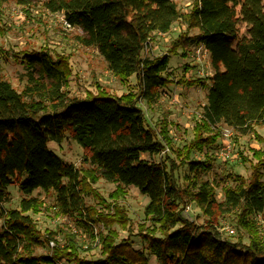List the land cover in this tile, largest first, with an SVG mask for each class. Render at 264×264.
<instances>
[{"label":"trees","instance_id":"1","mask_svg":"<svg viewBox=\"0 0 264 264\" xmlns=\"http://www.w3.org/2000/svg\"><path fill=\"white\" fill-rule=\"evenodd\" d=\"M40 2L80 27V43L95 46L116 76L135 75L138 88L114 94L97 85L84 96H69V56L48 47L20 52L28 78L22 91L0 75V264H56L63 257L69 264H150L146 250L155 264H264V226L255 219L264 213V150L253 149L249 176L229 171L221 184L205 176L214 167L207 150L222 138V123L243 133L264 123V0H192L185 12L176 0ZM179 19L198 32L180 33L166 53L144 55L152 35L169 32ZM192 44L204 45L214 73L178 80L208 91L192 137L176 146L167 121L157 130L139 103L160 99L161 89L174 81L171 56ZM67 134L90 149V167L49 148L50 140L62 142ZM195 151L205 157L194 158ZM101 177L117 184L108 196L93 186ZM14 182L23 197L19 206L7 207ZM128 185L150 199L137 232L142 248L129 237L120 239L114 227L132 230L123 203ZM36 190H52L58 213L90 224L99 257L82 255L72 234L52 255L37 252L46 239L30 214L42 211ZM87 196L96 203H87ZM192 202L206 215L204 223L183 214ZM223 218L235 226V238L219 230ZM95 223L103 226L97 232Z\"/></svg>","mask_w":264,"mask_h":264},{"label":"rangeland","instance_id":"2","mask_svg":"<svg viewBox=\"0 0 264 264\" xmlns=\"http://www.w3.org/2000/svg\"><path fill=\"white\" fill-rule=\"evenodd\" d=\"M176 1L183 12L188 11L192 6V0ZM64 17L63 12H51L45 9L40 0H32L31 3H21L19 0H0V75L9 80L19 91H22L28 83V78L26 66L22 62L23 53L20 52L26 48L48 47L69 56L72 66V76L68 87L69 96H84L88 90L96 91L97 85H101L114 94H122L130 89L137 90L136 76H130L127 80L116 76L95 46L80 43L78 36L82 34L81 28L66 26L63 21ZM183 32L192 35L197 33L198 29H187L186 24L179 19L169 32H157L152 35L149 40L150 44L144 50V55L154 57L166 53L172 45V41ZM198 47L202 48L201 51L197 50ZM204 48L202 44L180 47L177 54H173L170 58L169 70L174 72L172 73L174 81L161 89V97L156 103L148 105L144 99H141L139 103L149 123L157 130H160L164 124V119L167 121L176 146H183L192 137L194 125L197 119L202 116L208 87L200 85L189 87L178 80L198 77L207 79L214 73L210 55L208 51L205 52ZM221 125L223 138L224 132L229 126L224 123ZM230 131L229 138L232 144L229 157L223 156L225 152L221 149L220 143L222 138L207 150L213 157L214 167L205 176L220 182V184L226 182V175L229 171L249 176L251 164L255 161L253 149L264 150V123L256 125L255 129L248 133L233 129ZM48 146L56 154L73 162L76 166L90 167V163L86 160L91 152L90 149L80 145L70 134H67L62 142L50 140ZM144 156L149 157L147 153ZM192 156L203 159L205 152L195 151ZM153 157L158 159L160 156ZM93 186L99 193L108 196L117 184L101 177L93 183ZM8 192L10 201L5 205L7 207L19 206L23 194L17 182L9 186ZM34 195L40 197L42 211L30 212V214L34 216L38 228L46 239V245L37 247L38 253L47 252L52 255L53 247L49 243L50 238L54 239L56 244L63 245L68 239L67 235L72 234L80 244L82 255L88 258L100 256L99 246H95L94 238L87 231L90 224H84L72 215L58 213L59 208L52 190L50 192L36 190ZM217 195L219 199L223 198L221 185L217 187ZM149 200V197L142 194L137 187L128 185L123 203L128 208L132 230L123 229L117 224L114 225L119 230L120 239L129 237L136 248H142L144 244L142 237L137 232L139 224L145 220L144 208ZM86 202L96 203L90 196L86 197ZM184 211H188L190 217L198 224L207 220L206 215L194 202L190 203ZM255 219L259 225L264 226V213L257 214ZM221 223L219 230L225 235L235 238L237 230L231 221L223 218ZM102 227L100 223H95L92 229L97 232ZM232 229L234 231H231ZM245 241H249L247 236ZM146 253L149 263L155 264L156 257L148 250ZM57 261L69 264L65 257L56 258V263Z\"/></svg>","mask_w":264,"mask_h":264},{"label":"built area","instance_id":"3","mask_svg":"<svg viewBox=\"0 0 264 264\" xmlns=\"http://www.w3.org/2000/svg\"><path fill=\"white\" fill-rule=\"evenodd\" d=\"M63 21H64V24L66 25V26H68V27H75L74 25H72L69 21H67L66 20V18L64 17V19H63ZM150 44V41H148L147 43H146V47H145V49H147V47H148V45ZM200 45V44H199ZM201 49L202 48H200V47H198V51H201ZM204 50H205V52H207V49L206 48H204ZM232 129V128H231ZM230 127L229 128H227L226 130H225V132H224V134H225V136H224V143L222 144V146H221V149L222 150H224V154H223V156H225V157H229L230 155H231V139L229 138V136H230ZM188 206V205H187ZM183 214L187 217V218H189V219H191V220H194L193 218H191L190 217V214L188 213V211H183ZM231 231H234V230H231ZM49 243L51 244V246L52 247H54L55 245H57L56 244V242H55V240L54 239H52V238H50V240H49ZM97 245H98V243H99V239H97L96 240V242H95ZM56 264H62V262L61 261H57V263Z\"/></svg>","mask_w":264,"mask_h":264}]
</instances>
